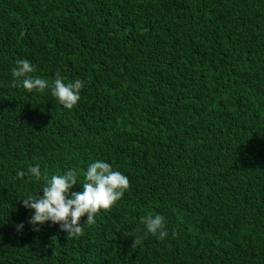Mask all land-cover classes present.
Segmentation results:
<instances>
[{"label":"trees","instance_id":"obj_1","mask_svg":"<svg viewBox=\"0 0 264 264\" xmlns=\"http://www.w3.org/2000/svg\"><path fill=\"white\" fill-rule=\"evenodd\" d=\"M19 59L78 104L11 87ZM95 160L123 198L79 238L33 231L27 169L82 191ZM149 212L168 236L132 249ZM0 264H264V0H0Z\"/></svg>","mask_w":264,"mask_h":264},{"label":"clouds","instance_id":"obj_2","mask_svg":"<svg viewBox=\"0 0 264 264\" xmlns=\"http://www.w3.org/2000/svg\"><path fill=\"white\" fill-rule=\"evenodd\" d=\"M16 66L11 69L14 78L11 87L22 86L28 93H43L50 88L51 95L65 109L72 110L81 99V90L85 86L82 80L65 82V78L56 72L54 80L49 81L33 76L36 67L28 59H19ZM26 175L24 171L17 173L18 178ZM27 175L37 181H43L40 192L22 199L23 207L31 210L28 223L33 225V231L39 232L40 225L51 222L59 225L61 231L68 238H79L84 235V225L96 224V215L103 210L108 212L123 198L130 188L128 176L114 170L113 166L104 160H95L87 166L83 173L84 182L82 191H73L78 184L80 173L76 168H69L63 174L41 172L40 165L27 169ZM42 193V194H41ZM87 217L82 223L81 219ZM140 224L144 229L137 227L136 235L132 236L131 248L135 249L150 235L158 240H164L168 236L165 217L161 214L153 215L151 212L140 218ZM24 228V224L16 225L17 232ZM175 235V232L173 233Z\"/></svg>","mask_w":264,"mask_h":264}]
</instances>
